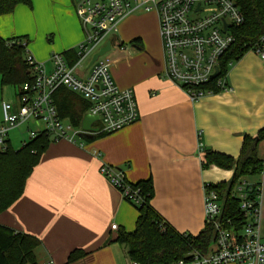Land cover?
<instances>
[{
	"label": "crops",
	"instance_id": "obj_1",
	"mask_svg": "<svg viewBox=\"0 0 264 264\" xmlns=\"http://www.w3.org/2000/svg\"><path fill=\"white\" fill-rule=\"evenodd\" d=\"M74 2L30 0V5L17 4L11 13L0 15V39L24 37L25 54L46 70L51 69L50 56L55 52L71 63L75 47L83 39ZM116 36L121 49H112L109 55L110 74L119 88L133 90L138 119L112 133L89 131L75 140L50 141L27 177L22 194L0 212V224L40 240L38 264H127L126 247L116 240L117 231L134 230L138 209L100 173L104 163L121 167L130 183L151 178L150 205L158 215L180 233H198L205 221L204 184L226 182L232 174V170L214 164L202 168L201 151L210 149L235 158L243 135L254 136L264 128V62L253 52L248 50L230 66L226 80L231 91L192 101L164 75L155 11L127 15ZM4 86L8 85L0 84V123L1 101L13 104L2 91ZM34 124L37 126L32 123L31 127L30 122L26 130L42 128L38 122ZM13 129L7 132L6 145L13 146ZM28 138H19V147ZM256 152L263 161L262 171L245 179L261 187L255 199L264 240V139ZM113 224L116 229L111 228ZM213 247L214 243L210 249ZM74 249L86 254L67 263Z\"/></svg>",
	"mask_w": 264,
	"mask_h": 264
},
{
	"label": "built area",
	"instance_id": "obj_2",
	"mask_svg": "<svg viewBox=\"0 0 264 264\" xmlns=\"http://www.w3.org/2000/svg\"><path fill=\"white\" fill-rule=\"evenodd\" d=\"M74 9L83 31V39L75 47V59L68 62L62 53H52V67L25 54L32 75L31 83L20 87L17 103L1 101L0 150L5 149L9 129L29 121L41 123V129H28L29 138L43 132L52 141L75 140L81 133H89L62 119L56 110L52 93L64 87L79 94L88 103V114L96 115L94 133H112L135 122L139 117L137 102L131 88H119L110 74L109 58L102 56L120 48L118 25L127 15L137 11H155L164 56V75L195 101L211 94L199 87L209 83L218 73L220 57L235 38L232 28L240 26L243 15L233 0H77ZM109 41L110 48L96 57L92 55ZM23 45L25 42H21ZM249 51L264 62V33L249 44ZM88 61L83 65V61ZM226 77L217 79L216 86L231 91ZM92 123V124H93ZM24 142V141H23ZM200 151L202 150L199 144ZM100 173L124 199L139 203V188L126 180L121 167L101 164ZM203 186L204 218L216 231L214 247L205 253L193 251L189 259L172 264H264V240L258 228L260 185L242 178L235 185L234 195L240 199L245 223L234 229L229 219H221V201L214 190ZM254 189L255 196L249 197ZM116 229V225H111ZM47 264H50L47 263ZM127 264H139L129 259Z\"/></svg>",
	"mask_w": 264,
	"mask_h": 264
},
{
	"label": "trees",
	"instance_id": "obj_3",
	"mask_svg": "<svg viewBox=\"0 0 264 264\" xmlns=\"http://www.w3.org/2000/svg\"><path fill=\"white\" fill-rule=\"evenodd\" d=\"M239 7L243 22L232 28L235 38L231 46L220 57L218 73L204 90L220 92L217 79L226 77L230 66L249 49V44L257 41L264 33V0H233ZM30 5V0H0V15L11 13L17 4ZM26 39L15 37L10 40L0 39V84L14 88L16 96L24 83L32 82V75L26 61ZM25 42L23 45L21 42ZM225 84L227 80L225 79ZM53 102L61 118H68L73 126H79L88 103L64 87L56 88ZM264 139V128L252 136L243 135L242 145L237 157L205 149L201 151L202 168L214 164L223 169L232 170L226 182L209 183L206 187L214 190L221 201V219H229L234 229L239 230L245 223V217L239 207L240 199L232 195L236 183L242 178L258 175L263 168V161L258 157L257 144ZM52 141L43 132L22 142L18 149L7 143L0 150V212L8 208L21 194L27 177L38 163L41 153ZM130 183V182H129ZM139 188V203H132L138 209L134 230L126 232L119 228L116 240L126 247L128 258L139 264H172L179 259H189V253H205L214 243L216 231L212 224L204 221V227L196 234L180 233L165 222L150 205L153 196L151 178L130 183ZM255 191L249 194L253 200ZM40 240L24 232L0 224V264H38L36 250ZM80 249L72 250L67 256V263H73L85 256Z\"/></svg>",
	"mask_w": 264,
	"mask_h": 264
},
{
	"label": "rangeland",
	"instance_id": "obj_4",
	"mask_svg": "<svg viewBox=\"0 0 264 264\" xmlns=\"http://www.w3.org/2000/svg\"><path fill=\"white\" fill-rule=\"evenodd\" d=\"M136 13H144V11H137V12H134V14H136ZM132 14V13H131ZM109 55H111V52L110 51H108V52H106L103 56H102V58H109ZM88 58L89 57H87L84 61H83V65H85L86 63H87V61H88ZM227 86H229V85H227ZM3 88V90L2 91H4V94H6V95H8L9 96V99H13V100H11L12 102H13V104H16L17 103V98H15V96H14V89L10 86V85H8V86H4V87H2ZM221 91H228V90H221ZM30 122H31V127H34V126H37V125H35L34 124V122H32V121H29V122H25L24 124H22V125H19V126H16V128L14 127V129L13 130H11L10 132H12V134H11V138H13L14 139V141L12 142L13 143V146H12V148H16V147H19V145L21 144L18 140H19V138H28L29 137V135H28V131L26 130V127L28 126V125H30ZM32 123H33V125L34 126H32ZM38 126H40V127H42V125H41V123H38ZM17 140V141H16ZM250 177H252V176H250ZM249 177V178H250ZM251 179H254V178H251ZM234 193H235V188L233 189V192H232V195L233 196H235L234 195ZM235 197H237V196H235Z\"/></svg>",
	"mask_w": 264,
	"mask_h": 264
},
{
	"label": "water",
	"instance_id": "obj_5",
	"mask_svg": "<svg viewBox=\"0 0 264 264\" xmlns=\"http://www.w3.org/2000/svg\"><path fill=\"white\" fill-rule=\"evenodd\" d=\"M74 1H77V0H74ZM110 48V43L109 41H107L105 43V45L103 47H101L99 49L98 52H96L95 54L92 55V58L90 60V63L91 64L97 56L101 55V54H104V52L108 51ZM97 120V116L96 115H91V114H88V113H85L81 119V128L82 130H85V131H96V128H93L92 127V123Z\"/></svg>",
	"mask_w": 264,
	"mask_h": 264
}]
</instances>
